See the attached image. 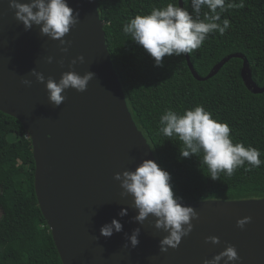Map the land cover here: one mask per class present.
<instances>
[{"label":"water","instance_id":"1","mask_svg":"<svg viewBox=\"0 0 264 264\" xmlns=\"http://www.w3.org/2000/svg\"><path fill=\"white\" fill-rule=\"evenodd\" d=\"M67 2L79 16L64 38L71 41L64 52L59 40L41 33V26L33 24L25 30L9 0H0V110L20 120L32 140L37 199L63 263L203 264L232 244L241 257L236 264H264V197L180 200L194 208L199 218L192 221L193 230L179 246L166 252L160 251V241L168 233L155 228L156 218L150 214L143 223L134 219L138 209L131 195H121L114 174L134 171L145 159L158 160L134 120L114 68L99 1ZM179 6L184 7L183 0ZM79 55L84 62L72 65L71 60ZM232 57L243 58L247 87L264 92L240 52L224 57L207 76L199 75L186 54L198 79L212 77ZM33 70L42 72L45 82L49 76L58 82L66 71L92 72L94 76L86 91L68 89L63 93L66 99L56 107ZM23 79L31 80V85L23 84ZM122 209L127 210L126 215H119ZM245 216L251 221L241 229L236 222ZM113 218L120 221L122 230L102 236L101 226ZM135 229H139V244L133 247L129 237ZM213 235L219 237L218 244L205 241Z\"/></svg>","mask_w":264,"mask_h":264},{"label":"trees","instance_id":"2","mask_svg":"<svg viewBox=\"0 0 264 264\" xmlns=\"http://www.w3.org/2000/svg\"><path fill=\"white\" fill-rule=\"evenodd\" d=\"M107 44L134 120L154 150L159 166L170 173L175 197L183 201L264 197V164L231 176L211 179L200 156L179 157L181 142L158 134L159 117L171 108L178 113L202 105L231 128L233 143L257 148L264 161V92H252L242 76L243 58L232 57L212 77L196 78L182 56H165L163 66L123 32L136 15L149 14L179 0H98ZM184 7L195 18L191 0ZM227 2V0H226ZM239 3L240 0H235ZM243 8L226 10L230 27L213 32L193 51L190 60L200 76L229 54L245 55L252 78L264 86V0H243ZM206 8L201 9V16ZM202 18V17H201ZM36 162L32 140L16 117L0 110V264H64L35 189Z\"/></svg>","mask_w":264,"mask_h":264},{"label":"clouds","instance_id":"3","mask_svg":"<svg viewBox=\"0 0 264 264\" xmlns=\"http://www.w3.org/2000/svg\"><path fill=\"white\" fill-rule=\"evenodd\" d=\"M9 7L14 10L15 18L22 22L25 30L32 25H39L42 34L60 41L62 51L67 52L71 41L64 39L70 29L78 23L79 12L74 10L67 0H9ZM244 2L235 0H191L192 12L186 7L168 3L165 7H153L149 14L136 15L123 25V32L131 40L140 45L154 58L155 65L163 66L165 56L191 55L199 49L210 33L219 32L223 35L230 27V21L221 14L226 10L243 8ZM206 8L201 16V9ZM202 17V18H201ZM77 61L83 63L84 56L79 55L71 60L75 65ZM52 58H49V63ZM61 65L63 61L59 62ZM32 74L38 82L44 83L48 92L49 101L56 107L66 99L63 93L68 89L84 92L94 73L86 72L80 75L76 71H66L61 74L57 82L49 76L45 82L42 72L33 70ZM255 82V81H254ZM22 83L31 85L32 81L23 79ZM158 134L164 137L177 139L181 142L179 157L188 158L191 155L200 156L201 166H206L211 179L218 180L220 174L231 176L234 171L247 164L246 170L259 168L264 161L260 159V151L241 142L233 143L231 128L226 122L218 121L212 113L205 110L202 105L185 109L178 113L171 108L159 117ZM170 173L152 159H145L134 171L124 170L116 172L114 179L120 182L122 196L131 195L133 206L138 209L134 218L143 223L151 214L156 218L155 228L163 229L168 233L160 241V251L166 252L169 247L177 248L183 237L193 230V220L199 214L191 206L182 205L181 198L175 197L170 185ZM127 210L122 209L119 215H126ZM251 221L250 216L237 220L241 229ZM119 220L113 218L110 223L101 226L100 234L111 237L113 232L122 230ZM139 229H135L129 237L133 247L139 244ZM205 241L213 244L219 243L218 236H208ZM241 257L234 245L228 244L224 250L211 259H205L203 264H236Z\"/></svg>","mask_w":264,"mask_h":264},{"label":"rangeland","instance_id":"4","mask_svg":"<svg viewBox=\"0 0 264 264\" xmlns=\"http://www.w3.org/2000/svg\"><path fill=\"white\" fill-rule=\"evenodd\" d=\"M2 216V210L0 209V217Z\"/></svg>","mask_w":264,"mask_h":264}]
</instances>
